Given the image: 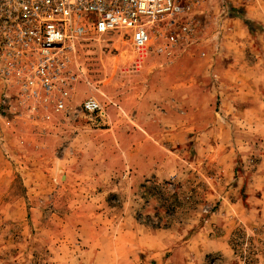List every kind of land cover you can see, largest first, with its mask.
Instances as JSON below:
<instances>
[{
	"label": "rangeland",
	"instance_id": "rangeland-1",
	"mask_svg": "<svg viewBox=\"0 0 264 264\" xmlns=\"http://www.w3.org/2000/svg\"><path fill=\"white\" fill-rule=\"evenodd\" d=\"M229 1L227 10L220 0L192 6L179 20L189 23L191 34L171 48L159 32L137 50L123 31L75 43L68 54L75 79L69 102L49 120L42 110L15 105L12 93L4 103L0 86V264H85L86 221L96 227L140 223L174 235L161 261L136 252L117 264H264V170L254 179L253 170L244 175L237 167L233 173L243 183L226 184L214 150L216 144L233 148L235 138L259 148L261 153L248 159L251 167L264 157V136L235 133L224 143L207 135L211 116L222 112L217 86L245 81L251 71L242 62L264 61L252 52L261 47L256 40L253 50L235 57L243 67L228 68L233 58L219 52L217 32L222 25L228 29L229 14L241 17L248 3L264 0ZM261 29L250 26L254 38ZM214 30L218 36L208 41L205 33ZM90 98L103 116L83 110ZM144 158L156 166L165 162L176 175L134 178V166ZM156 166L146 170L157 171ZM227 192V203L239 205L241 214L226 209ZM252 208L259 211L253 218ZM212 217L209 238L227 249L198 257L196 245L195 252L186 250L173 261L174 251L192 244L197 229ZM123 229L114 239L104 235L106 241L144 240Z\"/></svg>",
	"mask_w": 264,
	"mask_h": 264
},
{
	"label": "built area",
	"instance_id": "built-area-1",
	"mask_svg": "<svg viewBox=\"0 0 264 264\" xmlns=\"http://www.w3.org/2000/svg\"><path fill=\"white\" fill-rule=\"evenodd\" d=\"M219 1V0H217ZM226 10L229 0H220ZM201 0H0V86L5 100L42 110L49 120L66 109L74 79L68 54L75 43L123 31L135 48L156 33L169 48L187 40L179 20ZM181 23V24H180ZM44 110V111H43ZM83 110L103 116L95 99Z\"/></svg>",
	"mask_w": 264,
	"mask_h": 264
},
{
	"label": "crops",
	"instance_id": "crops-1",
	"mask_svg": "<svg viewBox=\"0 0 264 264\" xmlns=\"http://www.w3.org/2000/svg\"><path fill=\"white\" fill-rule=\"evenodd\" d=\"M238 3H240V1H238ZM231 5L233 4H230V6ZM241 9L242 7L239 8V10ZM240 13L242 14H240L241 17H234L235 15L229 14V18L227 19L229 23L226 27L228 29L224 30L225 26L222 25L223 32L221 33V30L217 32V34L221 36L219 52H225V56L230 55L233 58V63L227 64L230 70L235 69L237 66L243 67L235 60V57H240L241 51H243L242 54L244 57L245 50L246 53L253 50L249 47H251L252 43L256 40L260 41L261 47L259 52L257 50H253L252 52L264 60V2L248 3V5L244 7L243 12ZM253 25H257L259 28L261 27V31H263L260 32V35L256 36V38H254L250 32V26ZM210 32L211 31L205 33V37H208V41H213L218 35L216 34V30H214L211 35ZM242 64L245 66L246 72L251 71L248 74L249 77L246 79L247 81L240 80L239 84H234L229 87L224 83H220L216 90L221 98L222 112L211 116L213 123L211 127L208 128L207 135L214 138L219 137L224 143L225 139L229 138L231 135L235 136V133H237V138L242 133L252 136L256 135L257 137L258 135L264 136V61L258 60V62L254 64L242 62ZM238 106L240 109H237ZM233 141V148L231 149L220 148L221 144H216L217 148H214V150L218 155L215 162L217 163V169L219 167L222 168L221 171L224 172L223 179H225L224 182L226 184L231 183L233 179L236 184L241 185L243 181L240 176L235 177L233 173L234 170L240 167V169L245 171L244 175H247V170L251 169L253 172H250L249 177L256 179V177H259L258 175H260V172L264 170V157L257 165L251 167L247 166L248 159L251 158V156L261 153L260 149L248 148V144L243 141H238L236 138ZM162 163L163 165L156 166V162L144 158L139 164H135L136 166H134V168L137 170H135V172H137L139 176L133 177H139L140 180L147 177H156L159 179L173 178L176 173H172V167L166 165L165 162ZM148 164L155 165L158 170H146ZM262 181L263 179H261L260 184ZM248 188H252L250 182ZM253 192L256 193L255 190H253ZM254 193L252 199L256 198ZM228 198L229 192L225 193L224 197H222V199H226V203L224 204L226 209L241 214L243 210L240 206L228 204ZM248 213L252 218L259 215L257 208L249 209ZM213 218L214 217L197 229L198 231L195 234L192 244L179 246V248L174 251L172 256L174 259L173 261H179L182 253L186 250L189 251L188 254L192 251L195 252L196 245L198 247V257L201 253L205 256L207 253L213 251L227 249V244L224 245L221 242L212 241L209 238L208 232L211 230L212 222H214V220H212ZM252 218L251 220L253 221ZM82 226H84L83 230L86 236V241L84 242L87 244V248L83 251L81 261L84 259L85 264H117L118 261L122 262L129 255L134 256L136 252H142L145 256L148 255L147 259L161 261L162 254L165 253V250L172 241L171 238L174 237L171 232L153 231L147 229L140 223H131V225L125 226L121 223L116 225L107 222L102 226L96 227L92 226L89 221H86ZM123 226L125 227V233H140L143 235L144 240L139 241L135 239L134 242H130L127 245L125 242L120 243L114 240H111V242L106 241L104 235L108 238V234H111V237L114 239L116 238L114 233H118L119 231L124 232ZM153 238L155 239L154 242ZM113 242L117 243V249L113 247Z\"/></svg>",
	"mask_w": 264,
	"mask_h": 264
},
{
	"label": "bare ground",
	"instance_id": "bare-ground-1",
	"mask_svg": "<svg viewBox=\"0 0 264 264\" xmlns=\"http://www.w3.org/2000/svg\"><path fill=\"white\" fill-rule=\"evenodd\" d=\"M159 34H160L161 37H163V36L161 35L160 30H159ZM134 49L137 50L138 48H134ZM133 55L135 56V55H137V53H134ZM137 56H138V55H137Z\"/></svg>",
	"mask_w": 264,
	"mask_h": 264
}]
</instances>
